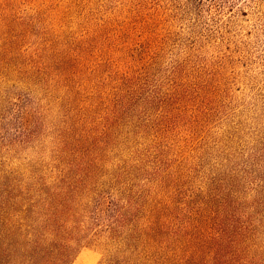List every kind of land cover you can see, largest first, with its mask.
Listing matches in <instances>:
<instances>
[{
  "label": "rangeland",
  "instance_id": "rangeland-1",
  "mask_svg": "<svg viewBox=\"0 0 264 264\" xmlns=\"http://www.w3.org/2000/svg\"><path fill=\"white\" fill-rule=\"evenodd\" d=\"M123 194L122 250L152 226L158 264H264V0H0V264L66 227L68 264H101L97 196Z\"/></svg>",
  "mask_w": 264,
  "mask_h": 264
},
{
  "label": "trees",
  "instance_id": "trees-1",
  "mask_svg": "<svg viewBox=\"0 0 264 264\" xmlns=\"http://www.w3.org/2000/svg\"><path fill=\"white\" fill-rule=\"evenodd\" d=\"M134 89L130 91H125L123 88H121V92L125 97H128V95H133ZM114 108L117 107L116 105L113 106ZM74 189V188H73ZM129 194H123L122 196L114 197V196H103L98 195L95 205V212L97 215H103V219H106L109 221V227L112 229L113 234H118V238H114V243L116 242L118 245L114 248V253H108L104 260H102L101 264H158L157 257L151 252H149L152 248L151 243H156V236L154 228H145L142 230V232L139 233V230L142 227H139L137 229L138 237L133 236V241L138 244L137 248H140L139 252L135 248L132 250L128 247V250H122V247L127 241V233L128 225H130L129 221L131 218H134L136 216V205L134 201H132L131 198H128ZM67 197H62L60 201L61 207L63 205L67 204ZM65 199V200H64ZM87 203H90L88 201ZM91 204H84L82 208H87L89 212ZM94 212V213H95ZM55 217V219H54ZM101 217V216H100ZM62 218L68 220V214H62L61 211H57L56 215L55 212H53V216L51 218V221L55 224H57L58 219ZM97 219V218H96ZM98 220V219H97ZM133 225L136 222H132ZM196 221H193L191 223L192 225H189L188 227H184L183 235L179 233V235L174 239V250H178L181 247L187 250V248L191 247L193 242V233L192 228H195ZM54 224V225H55ZM66 226V225H65ZM67 231L65 230L63 233L58 228L54 229L53 232L49 236H45L43 240H47V244L42 245V243L39 242V237L35 240H29L27 239L26 235H23L21 237V242L19 244V255H21V261H19L16 264H68L70 263V260L72 258V252L71 247L69 246V241H75L73 229H70L68 227ZM197 229V228H195ZM75 230V229H74ZM149 230V231H148ZM147 231L146 238L142 237L143 233ZM190 232V234L186 233ZM120 233V234H119ZM120 235V236H119ZM221 235V234H220ZM222 239V237H221ZM220 240V238H219ZM204 243V242H203ZM202 243V244H203ZM127 244V243H126ZM182 244L181 247H179ZM200 244L199 246H201ZM48 246H54L55 251L49 253L48 252ZM128 246V244H127ZM195 246V244H194ZM206 247L205 245H202L201 247H195V251H199V255L202 257L199 258L195 253L190 252L186 253L184 255H175L178 256L177 260L173 262V264H226L223 261V252L221 250V247H209L208 252L209 254L204 255L203 252L205 251ZM145 248V249H144ZM199 248V249H198ZM151 253V254H150ZM157 253V252H156ZM148 257V258H147ZM164 261L167 263V258H164Z\"/></svg>",
  "mask_w": 264,
  "mask_h": 264
}]
</instances>
